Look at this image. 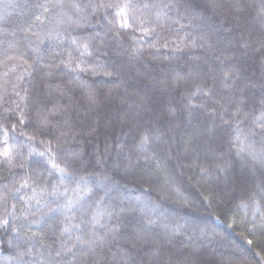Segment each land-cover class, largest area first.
I'll use <instances>...</instances> for the list:
<instances>
[{
  "label": "snow or ice",
  "instance_id": "1",
  "mask_svg": "<svg viewBox=\"0 0 264 264\" xmlns=\"http://www.w3.org/2000/svg\"><path fill=\"white\" fill-rule=\"evenodd\" d=\"M222 225L264 241V0L0 5V264H248Z\"/></svg>",
  "mask_w": 264,
  "mask_h": 264
},
{
  "label": "trees",
  "instance_id": "2",
  "mask_svg": "<svg viewBox=\"0 0 264 264\" xmlns=\"http://www.w3.org/2000/svg\"><path fill=\"white\" fill-rule=\"evenodd\" d=\"M10 2V0H0V5L6 4ZM12 2L16 3H35L36 0H12ZM42 2V0H41ZM90 81H95L97 85L100 84V82L104 79L102 76L98 77H87ZM188 191L195 195V190L189 188ZM195 216H203L204 219H208L207 214L205 213H196L193 214ZM218 230L222 232V238L221 243L223 244V247L215 246V254L218 256L222 252H232L235 253L238 257L243 258L248 262V264H257L260 257L256 254L257 252H260L262 255H264V241H261L259 245L256 244L250 246L247 243V240L250 238L247 236L246 233H244L243 229L239 226L228 229L226 225L218 226ZM8 255L7 251L0 253V256H6Z\"/></svg>",
  "mask_w": 264,
  "mask_h": 264
}]
</instances>
